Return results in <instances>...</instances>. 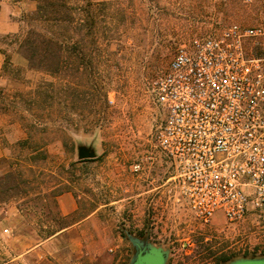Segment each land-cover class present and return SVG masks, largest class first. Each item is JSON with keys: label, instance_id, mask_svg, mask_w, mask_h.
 <instances>
[{"label": "rangeland", "instance_id": "obj_1", "mask_svg": "<svg viewBox=\"0 0 264 264\" xmlns=\"http://www.w3.org/2000/svg\"><path fill=\"white\" fill-rule=\"evenodd\" d=\"M68 1L75 17L70 30L89 10L98 40L95 45L89 36L86 45L71 48V62L82 59L78 72L53 77L31 70L6 39L32 24L36 2L0 0L3 21L16 25L0 30V50L10 56L4 70L0 53V148L13 164L21 154L16 142L30 129V146L38 150L33 156L43 151L47 157L28 162L31 186L18 196L9 192L0 204V264L82 223L72 232L76 242H61L64 254L71 252L68 244L81 248L84 264H129L134 248L126 233L168 250L166 264L263 257V216L249 213L229 225L217 213L205 226L167 198L171 170L155 143L162 114L152 92L179 45L233 24L252 25L256 10L240 0H87L90 8L86 0ZM76 49L84 55L75 57ZM79 148L95 157L80 160ZM141 161L145 172L136 179L133 164ZM8 166L0 164V175ZM151 176L160 186L151 192V206L134 211L133 182ZM59 188L65 192L55 198ZM70 254L71 261L77 257Z\"/></svg>", "mask_w": 264, "mask_h": 264}, {"label": "built area", "instance_id": "obj_2", "mask_svg": "<svg viewBox=\"0 0 264 264\" xmlns=\"http://www.w3.org/2000/svg\"><path fill=\"white\" fill-rule=\"evenodd\" d=\"M240 1L255 23L182 43L152 81L167 198L205 226L264 217V0Z\"/></svg>", "mask_w": 264, "mask_h": 264}, {"label": "trees", "instance_id": "obj_3", "mask_svg": "<svg viewBox=\"0 0 264 264\" xmlns=\"http://www.w3.org/2000/svg\"><path fill=\"white\" fill-rule=\"evenodd\" d=\"M32 1L37 4L36 11L31 18L32 24L18 34L6 36L9 43L16 47L14 52L25 57L31 70L42 71L53 77L67 75L71 70L78 72L82 59L78 60L77 65H75V61L71 62V48L79 49L86 45L85 41L89 36L91 37L90 41L95 45L98 40L93 32L95 22L89 18V10L85 13L84 18L77 20V28L73 27L71 31L75 17L74 13L70 11L68 0ZM92 5L90 1L86 0L88 8ZM77 49L74 52L75 57L84 55ZM0 53L5 58L3 66L5 70L10 66V56L5 50H0ZM73 63L74 67H72ZM61 132L65 135L63 131ZM34 141V134L29 129L27 136L16 142V147L21 153L19 158L14 159L13 164L11 163L12 165L9 166L8 158H0V164L8 166V170L0 175V204L5 202L4 198L9 192L16 195L21 191L24 192L25 190L22 189L25 187L31 186L34 172L28 162L43 161L47 158L43 151L38 152L39 156H33L38 151L30 146ZM64 192L59 188L53 193V196L56 198ZM16 196H8V198ZM232 258H224L222 261L225 263Z\"/></svg>", "mask_w": 264, "mask_h": 264}, {"label": "crops", "instance_id": "obj_4", "mask_svg": "<svg viewBox=\"0 0 264 264\" xmlns=\"http://www.w3.org/2000/svg\"><path fill=\"white\" fill-rule=\"evenodd\" d=\"M4 14L5 13L1 11L0 18L3 23H0V30L4 32L14 31L16 29V25L12 23H5L3 21ZM3 156L4 150L0 148V158ZM84 225L85 223H82L81 226L79 224L77 227L59 231V233L49 237L42 243L33 246L32 249L19 254L11 264H84L80 261V255L82 254L81 248L73 247L68 244L67 247L71 249V252L64 254V247L61 242V240L63 241L66 237L68 238V243H71L72 241L76 242L77 239L74 238L73 233L75 230L79 229V227H84ZM70 253L77 256L74 257L72 261L69 257V255H71ZM32 256L36 257L37 260L31 262L30 257Z\"/></svg>", "mask_w": 264, "mask_h": 264}, {"label": "water", "instance_id": "obj_5", "mask_svg": "<svg viewBox=\"0 0 264 264\" xmlns=\"http://www.w3.org/2000/svg\"><path fill=\"white\" fill-rule=\"evenodd\" d=\"M78 157L80 160L93 159V153L86 149H78ZM127 239L134 248V255L131 257L129 264H166L169 255L168 250L161 246L153 245L150 242L139 239L126 233ZM226 264H264L263 257H241L233 259Z\"/></svg>", "mask_w": 264, "mask_h": 264}, {"label": "flooded vegetation", "instance_id": "obj_6", "mask_svg": "<svg viewBox=\"0 0 264 264\" xmlns=\"http://www.w3.org/2000/svg\"><path fill=\"white\" fill-rule=\"evenodd\" d=\"M152 162V158L148 157L146 159V163ZM154 162H152L153 164ZM145 172L144 162H138L133 164V175L136 179L140 178L141 175ZM159 185L156 184V180L151 176L148 177V179L143 180L141 183H134L133 182V210L138 211L140 208H144L147 205V208L151 205L148 204L149 199L151 198V201H153L152 191L153 189L157 188L159 189ZM161 190L163 191V187L161 185ZM158 193V192H157Z\"/></svg>", "mask_w": 264, "mask_h": 264}]
</instances>
